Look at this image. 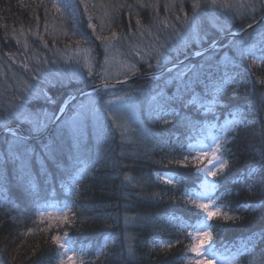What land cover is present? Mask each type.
I'll return each mask as SVG.
<instances>
[{
  "label": "trees",
  "instance_id": "obj_1",
  "mask_svg": "<svg viewBox=\"0 0 264 264\" xmlns=\"http://www.w3.org/2000/svg\"><path fill=\"white\" fill-rule=\"evenodd\" d=\"M253 2L0 0V128H16L19 117L32 119L29 113L37 108L58 111L65 100L87 90L89 80L94 85L108 80L100 70L110 55L117 59L111 68L114 81L154 73L72 99L71 111L81 100L97 106L82 129L79 151L71 136L65 137L59 167L48 161L45 167L35 158L28 163L26 157L21 165L5 143L12 137L0 135V264H196L184 256L202 210L187 195L198 187L201 172L179 159L189 143L220 133L224 120L240 119L241 111L247 125L238 120L227 133L219 155L228 163L215 177L216 209L233 219L213 217L208 232L214 251L233 255L235 264H248L257 251L248 239L260 209L247 204L258 203L260 190L251 181L233 182L227 174L238 164L258 161L253 153L264 149V85L253 86L264 79V53L256 35L264 31V19L244 31L263 15L259 5L253 11ZM197 4L201 7H193ZM194 30L202 38L207 34V40L198 44ZM219 37L217 50L206 53L211 59L188 61L204 62L202 78L210 85L209 94L185 97L190 122L162 125L155 119L164 102L158 93L164 89L171 95L175 86L164 82L175 73L161 69L177 55L183 59V53L207 49ZM240 41H246L252 54L239 55L244 47ZM75 46L88 55H73ZM226 73L236 75L243 86L224 88ZM213 83L219 88L215 98ZM233 88L242 97V109L225 106L222 97ZM45 92L55 104L34 99ZM128 115L132 119L124 123ZM28 127L25 123L22 131ZM41 141H47V134L32 141L37 153ZM155 172L170 173L172 182L157 179ZM51 204L62 213L45 215ZM63 239L71 246L72 262L63 260Z\"/></svg>",
  "mask_w": 264,
  "mask_h": 264
},
{
  "label": "snow or ice",
  "instance_id": "obj_2",
  "mask_svg": "<svg viewBox=\"0 0 264 264\" xmlns=\"http://www.w3.org/2000/svg\"><path fill=\"white\" fill-rule=\"evenodd\" d=\"M257 5L264 14V0H254L251 4L253 11L256 10ZM193 7H201V5L197 4ZM139 23V21H138ZM251 27V25H249ZM243 31V30H242ZM113 37L116 33H112ZM257 36L260 37L261 42V51L264 53V31H258L256 33ZM194 39L198 44L207 40V34L202 38L200 36L199 31H193ZM100 38V37H98ZM219 44L218 39H212L208 48H201L198 51L192 52L190 55L188 53H183L184 59H180V56L177 55L175 58V62L172 67L168 68V73H175V75H170L167 80H165V87H170L174 85V89L171 92V95H168L164 89H161L158 95L163 97V103L158 106V110L155 116L162 125H175L177 127L183 126L185 121L190 122V116L186 112L188 108L189 101L185 99L186 96L192 95H204L207 96L209 94L210 85L205 79L202 78V72L204 68V62L200 63H189L190 59L199 60V58L204 57L205 60L211 59V57H207L206 53L209 50H217ZM239 44L244 47H240L238 49L239 55L243 58L246 54H252L250 50L246 51L247 45L246 41H240ZM231 42L229 45H225V47H231ZM251 48H255V45L250 46ZM11 59V57H9ZM261 60H264V55L261 56ZM255 59L253 60V64H255ZM24 67H27L25 64ZM151 67V65L149 66ZM249 71L251 75L250 68L246 69ZM221 83L224 88L233 87V85L243 86L242 82L236 78V75H228L225 74L224 77L221 78ZM256 83L264 85V79L254 81L253 86ZM105 87H107V82L105 83ZM202 88V93H198L197 89ZM212 95L215 98L216 93L219 91V88L215 83L211 85ZM95 91V89H94ZM96 95L99 96V92H96ZM34 99L40 100L43 99L49 104H55L56 101L53 100L46 92L41 96L40 94L35 95ZM75 97H73V100ZM155 99V97H153ZM225 101L226 107H232L233 105H239L242 109L243 105L240 104L242 97L233 88V93L231 95H225L222 97ZM70 102L65 100L59 106V110L55 112H49L47 108H37L34 113H29V115L34 118L29 119L28 115H22L18 118L19 123L16 128L8 127L6 124L0 128V134H9L12 139H5V143L9 145L8 151L9 153H15L13 159H19L21 165L24 164V158L26 157L28 163H31L32 159L35 158L38 164H42L46 167V161L51 162L52 164L59 167V158L63 154L64 150V141L66 136H71L73 141L72 147H74L77 151L81 146V141L83 138L82 129L86 125L89 109L83 104L77 105L72 109V115H68V107L67 105ZM17 112H20V108H17ZM182 113H184L182 115ZM231 114V113H230ZM25 123L30 124L27 131H22L23 125ZM239 123L242 126L247 125L246 115L243 111L240 113ZM244 128H241L243 131ZM47 134V141L40 142L41 151L37 153L35 147L32 145V141L34 139L39 140L40 137ZM262 137H264V132L261 133ZM239 139V136H237ZM222 145L219 140L216 141V147L211 148L212 158L219 160L220 158L217 156V153L220 151ZM23 153V156H21ZM204 156L208 155V152L205 151ZM259 156V160L253 159L251 163H246L243 165L238 164L236 168L232 169L227 175L232 177L233 182H242L243 184H248L251 181V186L253 188L258 187L260 190V196L258 197V203L253 201L252 203H248L247 207L255 210L259 208L260 211L257 215V226L255 228H250V236L248 239V244L251 245L253 249H257V251H253L252 257L249 259L248 264H264V149L259 150L258 152L253 153V157ZM187 159V158H185ZM209 163H212V160H209ZM227 161H220V168L218 171H211L201 169L202 171H207L208 175L216 177L219 173L224 172V167L227 164ZM253 164H258V167H254ZM241 169H244L243 171ZM224 177L222 176L221 179ZM215 188V184L212 185ZM196 199L201 198L205 195L204 192H196L193 194ZM247 203V202H246ZM67 207V205H66ZM197 208L201 209L203 213L207 215V218L211 220L213 217L222 219V220H231L232 217H229L227 213H222L219 209L213 211L210 210V206L208 204L199 203L196 205ZM68 217H64V221H67ZM199 224L203 225V220L199 221ZM200 243L197 244L193 251L196 252L197 257L201 255V249L211 242L212 237L208 232H204L201 237H199ZM57 237H53V241H56ZM63 246V245H62ZM247 247V245H246ZM211 254V250H210ZM259 255L260 259L256 260V256ZM71 259V258H69ZM196 264H211L210 260H197Z\"/></svg>",
  "mask_w": 264,
  "mask_h": 264
},
{
  "label": "rangeland",
  "instance_id": "obj_3",
  "mask_svg": "<svg viewBox=\"0 0 264 264\" xmlns=\"http://www.w3.org/2000/svg\"><path fill=\"white\" fill-rule=\"evenodd\" d=\"M106 43L108 44V42H106ZM106 43H105V48L108 47ZM71 51H72L73 55L80 56V58L88 55L87 50H85L79 46H75L73 48V50H71ZM116 65H117V59L114 56L110 55L106 59L104 65L102 67L103 70H102V68L100 70L101 71L100 72L101 78L105 77V79H108L109 81H114L115 79H110V76L113 75L112 69H111L112 66H116ZM87 71H89V68H87ZM94 83L95 82L93 80H89L88 86H92V85H94ZM82 94L79 95L78 97H76V96H74V97L79 98L82 96ZM71 103H72V100L67 105L69 116L72 115V111L69 108V105ZM81 104L86 106L90 111L92 109H96L95 107L97 106V103L95 104V102L92 100H89V103H88V100H81L78 105H81ZM88 116H90V114H88ZM129 118H130V120L132 119V117L130 115H128L126 120L124 121V123L128 122ZM238 120L239 119L236 116H230V117L226 118L222 124V128H221L220 133H217V134L211 133L208 140H205L204 138H199L195 141H192L191 143H189L187 145L185 154L182 156V158L179 159V161L181 163H189L190 162L191 164H195L197 166L198 170L201 172V181H200L198 187L194 188L193 190H190L188 192L187 196L197 204H199V203L208 204L210 206V210H213V211L217 210L216 209V203H215V188L212 187V185L215 184V177L208 175L207 171H202L201 169L218 171V169L220 168V161L221 160L225 161V160L219 155V152L217 153V156L220 159L219 160L213 159L210 149L216 147V141L217 140H219L220 144H222L224 142V140L227 138V133L237 124ZM205 151L208 152L207 156H204V154H203ZM185 158H187V159H185ZM209 160H212V163H209ZM154 176L157 179H160L162 181L172 182V175L170 173L155 172ZM196 192H204L205 195L199 199H196L193 195ZM55 208L56 207L52 204L48 205L46 208L48 213H45V215L55 214L53 212H56L58 214L62 213L61 211L58 212ZM59 210H61V209H59ZM201 220H203V225L201 226L198 223L191 230V244H190L189 248L187 249V253L184 256V259L186 261L195 262V263L199 259V260H210L211 264H235L234 263L235 260H234L233 255L228 254V253L214 251V249L211 247L212 246V240H211V242L206 244L201 249V255L199 257H197V254L195 251H193V248L197 244L200 243L199 237H201L204 232H208V229H209V219L207 218V215L205 213H203V211H202ZM62 245H63L62 249L64 251L63 260H65V262H69V260L72 262V260L69 259L72 257V249H71V246H70L68 240L63 239ZM210 250H211V254H210Z\"/></svg>",
  "mask_w": 264,
  "mask_h": 264
},
{
  "label": "water",
  "instance_id": "obj_4",
  "mask_svg": "<svg viewBox=\"0 0 264 264\" xmlns=\"http://www.w3.org/2000/svg\"><path fill=\"white\" fill-rule=\"evenodd\" d=\"M263 19H264V14L261 15V16L259 17V19H257L254 23H252V24H251V27L247 26V27L244 29V31H245V30H248V29H250V28H252L254 25L258 24V23H259L261 20H263ZM241 32H243V31H238V32H235V33H229L228 35H229V36H234V35L240 34ZM222 37H223V36H222ZM222 37H219L218 40H220ZM197 51H198V50H197ZM183 59H184V58H183ZM172 65H173V63H172V64H169V65H167V66H165L163 69H161V71H163V70H165V69H168V68L172 67ZM152 74H154V73L145 74V75H139V76H134V77L132 76V77L123 78V79H119V80H117V81H112V82H110V81H103V82L99 83V85H95V86H93V87L88 88L87 90H85V91H83V92H79V93H77L75 96L78 97L79 95H81V94L84 93V92L88 93V92L93 91L94 89L104 88L106 82H107V85H109V84H111V85H116V84H119V83H122V82H125V81H128V80H132V79H136V78H141V77L150 76V75H152ZM68 101L70 102V101H71V98H69ZM8 127H10V126H8ZM0 135H1V134H0Z\"/></svg>",
  "mask_w": 264,
  "mask_h": 264
}]
</instances>
